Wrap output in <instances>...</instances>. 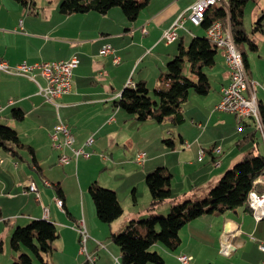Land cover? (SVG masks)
I'll use <instances>...</instances> for the list:
<instances>
[{
    "label": "crops",
    "instance_id": "1",
    "mask_svg": "<svg viewBox=\"0 0 264 264\" xmlns=\"http://www.w3.org/2000/svg\"><path fill=\"white\" fill-rule=\"evenodd\" d=\"M61 1L35 0V4L28 7L16 0H0L1 60L6 61L10 66L23 62L35 64L65 61L72 57H76L78 60V65L73 70L71 90L58 99L59 109L46 102L40 95L38 83L44 86L46 82L37 70L32 76L38 83L27 76L0 72V106L2 107L0 121L15 120L19 127L15 126L14 129L18 132L20 140L33 149L31 154L26 150H21L19 156H12L0 148V237L9 236L15 227L13 219L17 218L18 212L15 206L11 205L16 204L17 194L15 191H17L21 192L19 197L24 200H20L18 205L20 204L19 207L23 213L20 215L26 216L25 221L45 219L54 222L57 226L61 225L63 229H72L70 226L73 225L74 235L70 241L74 249L77 248L76 238L78 242L80 241L78 228L80 224H83L87 233H90L92 255L97 256L94 264H121L118 258L121 255L120 249L118 251L115 247L107 245L111 250L98 252L100 243L97 239L103 240V236L97 232L96 226H94L97 216L95 217V213H91L92 208L86 197L87 192L80 190L78 194L75 192V197L72 198L71 193L69 194L65 190L63 182L49 178H53L54 175L57 179L58 167L67 165L60 164L61 152L54 149L50 134L60 117L71 129L75 138V147L83 146L86 151L92 153L89 159L80 158L76 161L72 152L65 150V153L71 157L68 164L74 162L76 168H79V174L76 173L75 176L79 182L78 189L81 188V181L84 179L87 181L89 178L85 166L98 168L101 166L102 169H106L112 162L124 170V165L128 166L131 160L127 159L126 155L117 154L115 157L111 148H115V151L118 150L120 154H126V151L132 147H135L136 150L140 149V139L138 137L137 140H134L132 137H135V134L130 136L126 133L127 122L132 120L131 122L134 124L136 119H130V116L127 115L123 118L124 122L120 124L118 115H121L123 111L119 107L115 108L113 101L120 98L126 87H132L139 81H145L148 88L150 82L155 88L160 85L159 76L165 72L167 61H170L171 55L175 56L178 52V47L173 48V44L180 40L179 44L183 43L185 46L184 33H191L194 37L199 34L195 32L194 28L196 27L189 20H186L183 27L178 30V37L172 43L166 42L164 33L182 13L185 12L187 15L190 7L198 0H151L134 21H129L123 15L124 13H119L117 7L106 14L88 12L63 15L60 12ZM114 14L120 16V19L117 20L121 21L120 25L117 24ZM258 19L261 20L263 26L259 38L262 39L264 46V0H249L244 9L245 29L247 30ZM143 27L146 32L142 31ZM204 36H206V31ZM253 40L258 46L257 52H262L257 39L253 38ZM107 44L113 47L114 52L112 55L102 56L100 50ZM154 51L156 52L153 57ZM160 54L161 56H159ZM113 55L120 58L119 63L113 62ZM148 57H151V60ZM246 58L248 63L246 68L251 78L262 83L264 75H255L248 54ZM145 62L150 63L149 66L138 73L137 80H133L138 69ZM159 65L162 70L157 72L156 68ZM205 70L212 87L205 96L196 93L190 94L187 101L182 104V111L186 118L184 123L190 121V128L187 132L184 126L179 137L182 149L190 154L182 171L187 175V171L194 169L195 154L200 163H205L207 159L209 164L201 169L206 172L205 180L201 185L206 189H211L218 183L224 171L232 168L247 153L258 151L264 154V139L258 132L254 141L244 139L248 134L257 130L251 119L239 121L235 114H223L215 110V106L221 98V89L229 82V71L223 50L217 54L215 65ZM260 90L264 95V89L260 88ZM258 100L264 106V96L258 97ZM15 108L25 114L22 121L12 118V111ZM138 136H140V131ZM90 137L94 138L93 144L85 145ZM170 145L168 148H160L161 152L158 156L151 153L149 156L146 153L145 162L141 165L137 164V166H142V171L137 172H142L143 176L147 175L155 169L156 166L153 163L157 160H160L158 162L160 164H156L159 165L157 167H166L171 172L166 164L168 161L164 158L173 152L177 154L181 151L176 149L175 142L171 145L172 148ZM219 148L221 152L217 153L215 149ZM137 152H141V150H137ZM118 157H125V159H117ZM178 159L176 167L180 168L182 164H178L185 163V161L180 155ZM25 164L30 167L32 172L29 178L23 182L18 174L20 169L25 171ZM172 176L174 197L185 195L197 199L199 194L193 193L198 188L197 186L187 191H176V187L173 185L174 175L172 174ZM65 178L67 175L63 181ZM45 180L50 181L56 188L46 187ZM186 181L189 180L186 179ZM32 183L38 189L40 200L36 199V192L23 193ZM193 183L195 184V182ZM177 184L179 187L180 184ZM116 192L118 193V191ZM208 192L209 190L202 191L201 194ZM55 197L63 200V209L57 206ZM118 198L124 213L119 219L109 224L114 231L112 233L122 231L130 220L137 219L136 215L148 214L147 206L139 204L135 191H133L132 197L124 200L119 196ZM124 202L126 204L123 205ZM77 206L81 207V213L73 211ZM167 208H170L169 203L158 210ZM45 209L48 210V215H46V211L44 212ZM217 216L220 226L216 231L213 230L210 233L208 242L211 243L213 252L214 249H217V254L220 257L213 254L214 257L209 263L261 264L264 258L260 249L261 243L264 242V221L257 222L253 215L245 211L243 207L238 208L235 212L229 211ZM6 220L8 221L5 222ZM198 220L196 219L183 227L180 233L182 242L176 251H170L165 247H160V249L156 245L155 248L164 259L163 264H181L178 260V256L181 254L192 257L189 264H198L196 261V256L199 253L198 242H194V232L190 236L191 230L204 228L207 223L210 229L214 227V222L211 223L208 221L209 219ZM225 231H237L236 237L233 239L236 249L229 256H225L219 251L218 241ZM183 232L184 237L182 238ZM61 238H63L62 231L60 232ZM0 239L4 242L3 238ZM84 264H88V262L86 261Z\"/></svg>",
    "mask_w": 264,
    "mask_h": 264
},
{
    "label": "trees",
    "instance_id": "2",
    "mask_svg": "<svg viewBox=\"0 0 264 264\" xmlns=\"http://www.w3.org/2000/svg\"><path fill=\"white\" fill-rule=\"evenodd\" d=\"M16 1L28 7L35 4V0ZM150 1L62 0L60 12L63 15L88 12L106 14L118 7L129 21H134ZM248 1L228 0L227 5L211 8L206 12L200 25L206 31L215 22L230 24L246 67L248 63L244 43H248L253 51L258 49L244 27V9ZM262 27L261 20L258 19L253 24L252 31H260ZM220 51L222 50L207 36L194 37L189 46L179 44L177 54L167 63L166 72L159 76L160 85L153 90V93L142 80L132 87H126L120 98L113 101V106L119 107L130 116V119L139 122L154 121L158 124L167 122L175 126L182 125L186 120L182 104L192 93L200 96L209 93L212 86L205 69L215 65L216 56ZM187 64L188 75L185 73ZM260 110L264 120V106L261 104ZM24 117L25 114L21 110L13 109L12 118L22 121ZM257 132L256 130L248 134L244 139L254 141ZM164 141L174 144L173 139ZM0 148L12 156H19L21 150L33 153L30 146L22 143L18 132L1 121ZM172 177L171 172L161 166L147 173L146 184L151 196L146 208L149 216L140 220L132 219L122 230L123 232L111 234L113 242L120 249L121 264H163L162 255L154 247L160 244L170 251H176L182 242L180 233L183 227L204 215L235 212L241 207L252 214L249 206L250 193H264V154L252 151L244 155L232 168L225 171L218 183L202 200H193L185 195L174 197ZM52 187L56 188L54 184ZM88 192L93 200L96 216L102 223L111 224L123 215L124 209L116 191L92 182ZM182 199L186 200L180 203ZM167 203L170 206L169 213L157 214L156 211ZM59 237L58 226L49 220L33 219L25 226H17L11 236V248L16 252L25 248L29 250V254L21 252L15 264H34V258L47 264L45 256L54 252V244ZM3 251L4 242L0 239V254Z\"/></svg>",
    "mask_w": 264,
    "mask_h": 264
},
{
    "label": "rangeland",
    "instance_id": "3",
    "mask_svg": "<svg viewBox=\"0 0 264 264\" xmlns=\"http://www.w3.org/2000/svg\"><path fill=\"white\" fill-rule=\"evenodd\" d=\"M221 3H222L221 1L217 0L215 2V7L219 6ZM116 9H117V11H119V13L123 14V12L120 8L117 7ZM114 15H115L114 17H115L116 21L118 20V18L120 19V16L118 17L116 14H114ZM120 23H121V21L120 22L117 21L118 25H120ZM195 27L196 28H194L192 26V28L195 29V32L199 33L197 36H199V37L204 36L205 30L202 29L201 27H197V26H195ZM252 27H253V24L248 27L247 32L249 34V37L252 38V40H253V38L257 39L259 46H261L262 52H257V51L251 50L248 43H244L243 47L245 48V50L248 54L249 62H250V65H251L253 72H255V75H264V46L262 43V39L259 38L262 31L260 30V31L253 32ZM184 36H185V43L184 44H185V46H189L191 44L193 38H194V35L191 33H184ZM179 43H180V40H177L173 44L172 47L177 48L179 46ZM163 45L164 44H162V46ZM104 46H111V45L107 44ZM163 47H165V46H163ZM155 52L156 51H154L152 54L153 57L155 56ZM115 56L116 55H113V58ZM159 56H161V54ZM149 58L151 60V57H148V59ZM173 58H174V55L173 56L171 55L169 60H172ZM70 59H68V60H70ZM65 61H67V60H65ZM158 62H159V60L157 57V63ZM168 62L169 61H167V63ZM167 63H166V66H167ZM149 64L150 63H148V62L143 63L140 66V68L138 69L133 80H137L138 73L141 70H144L147 66H149ZM153 68H154V66H153ZM153 68H150V69H153ZM160 68H161L160 65H159V67L156 68L157 72L162 70ZM164 71L166 72V68L164 69ZM185 73L187 75L189 74V67H186ZM261 81H262V83H260V84H264V79H262ZM154 88H155V86L153 85L152 82H150L149 89H150L151 93H153ZM260 88H259V86L257 87V95H258V97H260V96L263 97L264 95H263V93L261 94L262 91L260 90ZM123 112L121 115L120 114L118 115L120 124L122 122H124V119H123L124 116H127V114L125 112L124 113ZM218 112L223 113V114H230L227 112H221V111H218ZM223 114H221V115H223ZM247 119H249V118H247ZM14 121L15 120L2 121V123L4 125L9 126V127L14 129L16 127H19L17 122L16 121L14 122ZM131 121L132 120L127 122L128 126L126 129V133H128L130 136L135 134V137L134 136L132 137L134 140H137L139 137V139H140L139 148L140 149H137V150H141V152H137V150L134 149L135 147H132V146H130L132 148H130L128 151H126V154H123V153L120 154V152L118 150L115 151V148H111L112 151L115 153V157H117V154L126 155L127 159L131 160V163L129 165L127 164L128 166L124 165V167H125L124 170H121V166L112 164V162H111V164L108 165V167L106 169H102L101 166L99 168L93 167V166H90V167L85 166V171L87 172L89 178L87 179V181H86V179L81 181V188L82 189L80 187L78 189L79 182L77 181L75 176H76V173L79 174V168L78 169L76 168L74 162L67 164L64 167H58L59 174H58L57 179H55L54 175H53V178H51V177H49V178L60 181L61 183L63 182L65 190L68 191L69 194L71 193L72 198L75 197V192H77V194H78V191H80V190L86 191L87 192L86 197H87L88 201L91 203V208H92L91 213H95L94 214L95 217H96V210H95V207L93 204V200H92V198L88 192L90 182H97L103 188L118 191L117 194L120 198H122V200H124L125 198H128V197H132L133 191H135V196L138 197L139 204H141L143 206H148L150 201H151V196H150L147 184H146V176L147 175L143 176L142 172H140V173L137 172L139 170L142 171V166H137L138 163L136 162V157H137L138 153H142V152H144L145 154L147 153L149 156H150V153L151 154H157V156H158L159 153L161 152L160 148L164 149V147H166V148L169 147V144L167 142H165L164 140L173 139V141L175 142V145L177 146L176 149L178 151H181V152H177V154L176 153L174 154V152H173V153L169 154L167 157H165L164 160L168 161V163H166V164H168V167L170 168L171 174L174 175L173 185H174V187H176V191H187V190L193 189L195 186H197L198 188L193 193L199 194V195L197 196V199H195L196 197L191 198V199L202 200L203 198H205L209 192L205 193V194H201V192L206 191V190H210V189H206L205 187H203L201 185L202 182L205 180L204 176L206 174V172L201 170V169L204 167H207V165L209 164L208 160L206 159L205 163H202V162L200 163V162H198V156L195 154L194 169L187 171V175L184 174V171H182L184 168L183 165H185L188 162V156L190 154H189V152H186L185 150L182 149L179 135L181 134V130L183 131L184 126H185V128H184L185 131L189 132L190 121H187L186 123H184L182 125H178V126L172 125L171 123H167V122L162 123V124H158L157 122H154V121L139 122L138 120H134L135 123L133 124ZM139 131H140V136H138ZM259 135H260V133H259ZM260 138H261V136H260ZM149 146H150V148H149ZM179 155H180V157L183 156V161H185V163L178 164V165L182 164L180 168L176 167V164L179 161V159H178ZM119 158L125 159V157H118L117 159H119ZM133 160H135V161L132 162ZM159 161L160 160H157V161H155V163H153L156 166L155 169L157 168V166H159V165H156V164H160V163H158ZM138 165H141V164H138ZM24 166H26L25 171L20 169V172L18 174L21 177L23 182L29 178V176L31 175V172H32V170L30 169V167L28 165L25 164ZM78 166H79V164H78ZM80 167H81V165H80ZM214 169H215V167H214ZM76 170H77V172H76ZM127 172H128V174H127ZM224 173H225V171H224ZM36 175L38 176L37 173H36ZM66 175H67V178H65V180L63 181V179ZM82 178H83V171H82ZM38 179H39V176H38ZM186 179H188L189 181H186ZM193 182H195V184ZM177 183L180 184L179 187H178ZM15 193L17 194V196H16L17 199L15 201L16 204L11 205V206H15V209L18 212L17 218L13 219V224L15 225L14 228H16L17 226H25L31 221V220L25 221L24 218H26V216L20 215L23 213H21V210L19 207L20 204L18 205V203H20V200H22V201H24V200L19 197V196H21V192L19 193V192L15 191ZM25 200H26V198H25ZM185 200L186 199L180 200V203L184 202ZM124 204H126V203L124 202L123 205ZM80 208H81L80 206H77V207H75V209H73V211L75 213H77L80 211ZM44 212H45V210H44ZM81 212L82 211H80V213ZM156 212H157V214L167 215L169 213V208L158 210ZM141 215H143V216H141ZM141 215H136L135 218H137V219H134V220H140V219L146 218L149 216V213L148 214L146 213L145 215L144 214H141ZM217 217L218 216L215 214L214 215L208 214V215L202 216L198 220V221H203L201 219H209L208 221H211V223L214 222L213 229H210L209 224L207 223L204 228H198L196 230H195V228H193V230H191L190 236H192V232H194L195 233L193 235L195 238L194 242H196V243L198 242L197 248H198L199 253L196 256V258H197L196 261L198 264H210L209 263L210 260L212 259V257H214L213 254L216 255V257H220L217 254L218 253L217 249H214V252H213V248L211 246V243L208 242L209 237H210V233L213 232V230L216 231L217 227L220 226V221H219V219H217ZM58 226H59L58 227L59 232L62 231L63 238L60 239V237H59L58 240H56V242L54 244V248H55L54 252L52 254H50L49 256H45V261L47 264H84L86 261L88 262L87 255L89 253H90L89 255H91V256H96V255H92L93 251L90 247L91 243H92L91 237L88 238V240H87L88 242L86 244V248H87L89 253L87 252V250H86V252H81V249H82L81 242L80 241L78 242V239L76 238V247L77 248L74 249V246L71 244V241H70V238L74 235L73 234L74 233V231H73L74 227H72L73 225L70 226L72 229H63V227L61 225H58ZM94 226H96L97 232L101 233L103 236V240L97 239L100 243L99 248H98L99 249L98 252L99 251L108 252V250H111V248L109 249L107 247V245H111V247H115L117 250L119 249V247L115 245V243L113 242V240L111 238V234H112V232H114V231H112V228H111L112 226H110L109 224L102 223L100 220H97V218H96V222H95ZM113 230H115V229H113ZM12 232L9 234V236L4 235V236L0 237V238L4 239V251H3V253L0 254V264H15V262L18 260V256L21 254V252L29 254V250H27L25 248H23V250L20 252H16L11 248L10 243H11ZM121 232H123V231H121ZM89 234H88V236H89ZM183 237H184V232H183L182 238ZM80 239H81V237H80ZM155 247H154V249H156ZM158 247L160 248V247H164V246L158 244ZM117 254L119 255V252H117ZM118 258L120 259V263H121V255H119ZM105 262H106V260H105ZM34 264H45V263H42L38 259L34 258ZM88 264H92V263L88 262Z\"/></svg>",
    "mask_w": 264,
    "mask_h": 264
},
{
    "label": "built area",
    "instance_id": "4",
    "mask_svg": "<svg viewBox=\"0 0 264 264\" xmlns=\"http://www.w3.org/2000/svg\"><path fill=\"white\" fill-rule=\"evenodd\" d=\"M228 1V0H227ZM206 0H198L194 3L189 10V13H182L178 19L167 29L164 33V39L167 43H172L178 37V30L183 27L186 20L191 21L196 26V22L199 18L200 8ZM143 32L146 29L142 28ZM206 36L217 47L223 50L227 61V67L229 71V82L221 89V98L215 106L216 111L232 113L237 116L239 121L244 119H251L256 125L258 133H264V120L260 110V103L257 97V87L264 89V84L258 83L252 79L249 72L246 69L243 55L237 47L235 39L232 34L230 24L224 25L222 22L213 23L207 30ZM114 52L111 46H104L100 54L102 56L112 55ZM120 58L115 56L113 58L114 63H119ZM78 60L76 57H72L67 61L57 62H43L28 64L26 62L20 63L15 66H10L6 61L0 59V72L14 75H22L32 78L35 82L36 79L32 76L34 71L44 78L45 85L40 87V95L48 103H51L59 109L60 104L58 99L64 94L68 93L72 88L73 70L77 67ZM2 107L0 106V109ZM51 142L54 149L61 152L59 156V162L61 165L68 164L71 161V157L65 153V150H70L77 161L80 158L89 159L92 155L84 147H75V138L71 132L69 126L59 117L58 123L54 130L50 134ZM94 142V138L90 137L86 141L85 145H91ZM217 153L221 152V149H215ZM204 154V153H203ZM146 159L145 153H139L136 158L138 164H142ZM201 159V158H200ZM47 187H52V183L48 180L44 181ZM30 192H36V197L40 200L38 189L34 183L30 184L23 193L28 194ZM55 203L57 206L63 208V200L59 197H55ZM249 206L252 210L254 219L264 221V193L258 194L251 192L249 196ZM46 215L48 210L45 209ZM79 233L81 236L82 252H86V241L89 238L88 233L83 224H80ZM237 231L224 232L219 239V251L225 256L231 255L236 249L233 244V239L236 237ZM260 249L264 254V242L261 243ZM88 262L94 264L96 257L87 255ZM178 260L181 264H189L192 257L189 255L181 254L178 256ZM264 264V258L261 261Z\"/></svg>",
    "mask_w": 264,
    "mask_h": 264
},
{
    "label": "bare ground",
    "instance_id": "5",
    "mask_svg": "<svg viewBox=\"0 0 264 264\" xmlns=\"http://www.w3.org/2000/svg\"><path fill=\"white\" fill-rule=\"evenodd\" d=\"M217 0H206V2L203 4V6H202V8H200V14H199V18H198V20H197V22H196V25L197 26H200L201 25V23L203 22V20H204V18H205V14H206V12L209 10V9H211V8H213V7H215V2H216ZM218 1H221L222 3L220 4V5H227V0H218ZM238 47V46H237ZM242 54V53H241ZM225 62H226V64H227V61H226V57H225ZM228 68V67H227ZM226 86V85H225ZM261 136H262V138L264 139V133H261ZM52 186H53V184H52ZM63 204H64V202H63ZM64 206V205H63ZM64 208V207H63ZM62 208V209H63ZM85 227V226H84ZM96 257V256H95ZM96 259H97V257H96ZM96 261V260H95ZM95 263V262H94Z\"/></svg>",
    "mask_w": 264,
    "mask_h": 264
}]
</instances>
